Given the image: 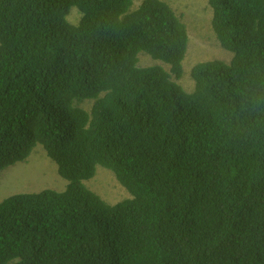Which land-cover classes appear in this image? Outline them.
Returning <instances> with one entry per match:
<instances>
[{
  "label": "trees",
  "instance_id": "trees-1",
  "mask_svg": "<svg viewBox=\"0 0 264 264\" xmlns=\"http://www.w3.org/2000/svg\"><path fill=\"white\" fill-rule=\"evenodd\" d=\"M135 1L0 0V173L42 146L68 181L0 202V264H264V0H209L233 58L191 93L187 26Z\"/></svg>",
  "mask_w": 264,
  "mask_h": 264
},
{
  "label": "rangeland",
  "instance_id": "rangeland-1",
  "mask_svg": "<svg viewBox=\"0 0 264 264\" xmlns=\"http://www.w3.org/2000/svg\"><path fill=\"white\" fill-rule=\"evenodd\" d=\"M144 0H136L132 10H137ZM169 4L178 17L187 26L189 45L183 62L184 76L178 81L183 88L191 93L195 89V82L191 77L192 68L201 62L222 60L230 63L233 53L222 48L212 27L213 10L209 0H161ZM82 14L73 8L68 17L72 24L78 25ZM140 66L168 65L156 60L149 54H139ZM92 102L82 104L87 110L92 108ZM68 181L63 179L58 167L46 154L42 146H38L25 162L18 163L0 173V202L17 194L37 193L45 189L63 191ZM86 185L100 195L109 204H117L131 198L128 191L118 181L115 174L104 168H99L96 176L87 181Z\"/></svg>",
  "mask_w": 264,
  "mask_h": 264
},
{
  "label": "clouds",
  "instance_id": "clouds-1",
  "mask_svg": "<svg viewBox=\"0 0 264 264\" xmlns=\"http://www.w3.org/2000/svg\"><path fill=\"white\" fill-rule=\"evenodd\" d=\"M159 66H161V65H159ZM162 67H163V66H162ZM45 152H46V151H45ZM46 154H47V153H46ZM56 165H57V164H56ZM57 167H58V166H57ZM60 176H61V175H60ZM63 179H64V178H63ZM67 186H68V184H67ZM67 186H66V187H67ZM63 191H64V190H63Z\"/></svg>",
  "mask_w": 264,
  "mask_h": 264
}]
</instances>
